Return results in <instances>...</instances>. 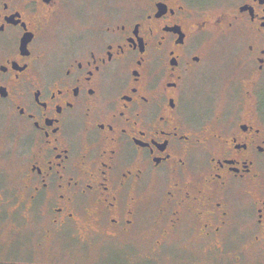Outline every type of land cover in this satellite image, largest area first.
I'll return each instance as SVG.
<instances>
[{
	"label": "flooded vegetation",
	"instance_id": "flooded-vegetation-1",
	"mask_svg": "<svg viewBox=\"0 0 264 264\" xmlns=\"http://www.w3.org/2000/svg\"><path fill=\"white\" fill-rule=\"evenodd\" d=\"M114 2L54 35L67 0H0V169L15 159L51 227L90 215L154 251L244 232L264 258V0ZM208 38L236 54L207 118L188 107Z\"/></svg>",
	"mask_w": 264,
	"mask_h": 264
},
{
	"label": "rangeland",
	"instance_id": "rangeland-1",
	"mask_svg": "<svg viewBox=\"0 0 264 264\" xmlns=\"http://www.w3.org/2000/svg\"><path fill=\"white\" fill-rule=\"evenodd\" d=\"M114 1L67 0L52 24V34L77 31ZM119 1L126 5L128 0ZM232 43L227 38H208L205 42L210 62L203 69L205 76L192 90L193 100L188 107L196 116L211 117L219 93L227 87L224 84L235 67L236 48ZM14 160L0 169V201L3 200L0 210L10 213L11 219L8 223L1 219L0 264H264V258L247 245L249 236L242 231L221 250L193 244V236L186 235L173 236L168 243L171 247L154 251L149 247L147 234L143 236L139 230L125 237L105 229L90 232L96 226L90 215L81 217L76 226L51 227L46 215L41 216L38 205L28 201L22 168ZM149 232L153 230L144 231Z\"/></svg>",
	"mask_w": 264,
	"mask_h": 264
}]
</instances>
